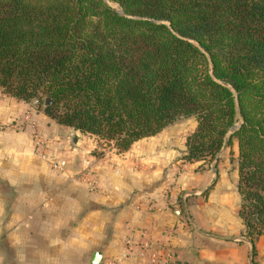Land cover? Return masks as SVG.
<instances>
[{"label": "trees", "instance_id": "1", "mask_svg": "<svg viewBox=\"0 0 264 264\" xmlns=\"http://www.w3.org/2000/svg\"><path fill=\"white\" fill-rule=\"evenodd\" d=\"M0 91L126 150L192 116L181 158L236 144L237 215L264 234V0H0Z\"/></svg>", "mask_w": 264, "mask_h": 264}, {"label": "crops", "instance_id": "2", "mask_svg": "<svg viewBox=\"0 0 264 264\" xmlns=\"http://www.w3.org/2000/svg\"><path fill=\"white\" fill-rule=\"evenodd\" d=\"M27 105L0 91V264H91L93 252L97 264H146L128 239L156 243L158 264H264V234L252 255L238 207L229 210L237 176L225 148L214 166L181 158L192 116L180 117L186 129L175 120L118 152L38 111L16 127ZM191 188L207 195L181 199Z\"/></svg>", "mask_w": 264, "mask_h": 264}, {"label": "built area", "instance_id": "3", "mask_svg": "<svg viewBox=\"0 0 264 264\" xmlns=\"http://www.w3.org/2000/svg\"><path fill=\"white\" fill-rule=\"evenodd\" d=\"M29 116L27 113L23 114L22 121L16 125V127L20 128V126L24 125L25 123H28ZM32 138L36 144H41L40 136L38 134H33ZM39 156L42 159H45L48 161L50 168L53 171L56 172H62L65 168V161L62 158L59 157H51L48 153L45 151H39ZM127 244L129 245V248H127L128 251H131V249L135 248L138 251L139 256L142 258V260L146 264H158L161 260V248L152 241L149 240H133L128 239ZM107 264H110V261L107 262Z\"/></svg>", "mask_w": 264, "mask_h": 264}, {"label": "rangeland", "instance_id": "4", "mask_svg": "<svg viewBox=\"0 0 264 264\" xmlns=\"http://www.w3.org/2000/svg\"><path fill=\"white\" fill-rule=\"evenodd\" d=\"M27 104H28L27 106H24V110L25 111L23 110L24 111L23 114L27 113L29 116H31L32 113H34V112L36 113V111L42 113L40 106L38 108H36L35 105L32 104V102H28ZM30 110H31V115H30V112H29ZM181 119L182 118H179L177 120L180 121ZM27 122H28L27 124H30L29 122H31V120L28 119ZM177 124L179 126H181L180 129H186V128L189 127V123L186 122V121H184V120H181ZM34 133L35 134H38L37 132H33L32 135ZM38 135L41 136L40 133ZM224 148H225L224 154H222V156H220V158L223 157L226 161L229 162V164H230V166H229V172H230L233 169V167H235V169H236V153H237V150H236L235 141L232 140L231 143L229 144V146H225ZM39 151H41V150H39ZM39 151H38V153H39ZM217 155H218V153H217ZM217 155H216V158L215 159H206L205 161H200V162L203 163V164H205L206 166H214L215 163L218 161V159H220V158H218ZM51 157H57V156H51ZM207 190L208 189H204V190H201L200 191V190H198L196 188L195 189L194 188L193 189L191 188V189H189L187 191L180 192V196H181V199H183V200L185 199V200H187V202L190 203V202H193L194 201V197H196V196H198V197H200L202 199L205 198V196L207 195ZM234 193H235L234 194L235 196L233 197L232 202H230V204H229V210L230 211H231L232 207H234V209L238 207V195H237V192H236V178H235ZM213 212L214 213H218L216 209L213 210Z\"/></svg>", "mask_w": 264, "mask_h": 264}, {"label": "water", "instance_id": "5", "mask_svg": "<svg viewBox=\"0 0 264 264\" xmlns=\"http://www.w3.org/2000/svg\"><path fill=\"white\" fill-rule=\"evenodd\" d=\"M32 102V104L34 105V104H37L38 103V100L37 99H34V100H32L31 101ZM50 104V100H49V98L48 97H44L41 101H40V107L41 108H45L47 105H49ZM100 255H99V253H97V252H93L92 254H91V259H90V263L91 264H97L98 263V261H99V257Z\"/></svg>", "mask_w": 264, "mask_h": 264}]
</instances>
